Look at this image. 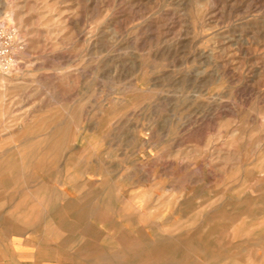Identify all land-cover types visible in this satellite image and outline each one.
Masks as SVG:
<instances>
[{"label": "rangeland", "instance_id": "374dc122", "mask_svg": "<svg viewBox=\"0 0 264 264\" xmlns=\"http://www.w3.org/2000/svg\"><path fill=\"white\" fill-rule=\"evenodd\" d=\"M0 20L22 46L0 219L37 260L264 264V0H0Z\"/></svg>", "mask_w": 264, "mask_h": 264}, {"label": "crops", "instance_id": "0c3cea01", "mask_svg": "<svg viewBox=\"0 0 264 264\" xmlns=\"http://www.w3.org/2000/svg\"><path fill=\"white\" fill-rule=\"evenodd\" d=\"M35 254L27 237H19L17 220L0 219V264H44Z\"/></svg>", "mask_w": 264, "mask_h": 264}, {"label": "built area", "instance_id": "2783aa9c", "mask_svg": "<svg viewBox=\"0 0 264 264\" xmlns=\"http://www.w3.org/2000/svg\"><path fill=\"white\" fill-rule=\"evenodd\" d=\"M14 28L0 20V73L10 72L17 64V52L21 49Z\"/></svg>", "mask_w": 264, "mask_h": 264}, {"label": "bare ground", "instance_id": "6f19581e", "mask_svg": "<svg viewBox=\"0 0 264 264\" xmlns=\"http://www.w3.org/2000/svg\"><path fill=\"white\" fill-rule=\"evenodd\" d=\"M191 247V246H190ZM151 250V249H150Z\"/></svg>", "mask_w": 264, "mask_h": 264}]
</instances>
